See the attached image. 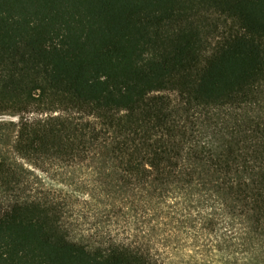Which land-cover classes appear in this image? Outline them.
<instances>
[{"label": "trees", "instance_id": "trees-1", "mask_svg": "<svg viewBox=\"0 0 264 264\" xmlns=\"http://www.w3.org/2000/svg\"><path fill=\"white\" fill-rule=\"evenodd\" d=\"M0 264H264V0H0Z\"/></svg>", "mask_w": 264, "mask_h": 264}]
</instances>
